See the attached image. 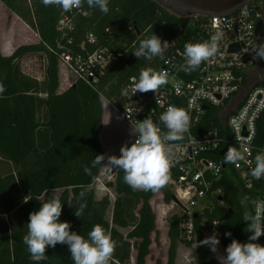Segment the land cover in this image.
Segmentation results:
<instances>
[{"label":"trees","instance_id":"obj_1","mask_svg":"<svg viewBox=\"0 0 264 264\" xmlns=\"http://www.w3.org/2000/svg\"><path fill=\"white\" fill-rule=\"evenodd\" d=\"M0 3L40 38L39 44L23 45L10 57L3 56L0 49V83L6 89L0 94V159L9 168L0 174V264H36L23 242L29 214L54 197L62 203L60 221L69 222L71 231L87 239L93 226L100 224L111 235L116 248L110 264H147L152 236L157 233L151 200L161 191L170 203L173 192L167 186L157 192L133 191L124 182L123 171L116 170L115 182L107 184L116 194L112 220L107 219L111 200L105 197L98 201L94 188L104 166H93L96 156L104 155L100 142L103 101L124 103L122 90L127 89L129 81L139 77L142 69L158 70L167 59L168 51L164 59H138L134 52L141 40L155 34L177 47L186 32L193 33V27L207 18L180 17L153 0H109L107 14L98 8L90 9L87 0L83 7L70 12L56 5L45 6L42 0ZM65 15L75 20V30L67 37L58 31ZM90 33L98 38V47L110 48L118 61L95 88L77 80L66 92L59 93L60 54L68 50L76 55L83 53L81 45ZM87 48L94 49L89 45ZM32 55L47 59L43 81L22 71L21 62ZM85 167L89 169L87 174ZM219 185L225 191L227 207L216 203L212 209L193 216L191 235L182 229L188 214L171 218L167 264H176L179 244L196 247L197 264H219L209 247L198 246L206 234H218L224 254L232 239L248 242L251 233L246 231L248 222L243 220L248 208L241 204L248 193L242 190L234 171L226 173ZM82 203L86 208L77 218L74 212ZM121 229L129 231L123 235ZM226 232L232 235L225 236ZM255 242L264 245V235ZM46 255L47 259L38 264H74L67 245L48 247Z\"/></svg>","mask_w":264,"mask_h":264},{"label":"built area","instance_id":"obj_2","mask_svg":"<svg viewBox=\"0 0 264 264\" xmlns=\"http://www.w3.org/2000/svg\"><path fill=\"white\" fill-rule=\"evenodd\" d=\"M206 18L207 21L193 27V33L186 32L177 47L169 46L167 59L156 70L168 73L165 86L155 93L133 94L139 79L133 77L127 86L124 103L122 100L112 102L119 111L117 120L134 128L137 121L150 116L161 135L167 133V128L160 117L169 105L189 112V131L184 133L182 140L169 142L173 145L175 159L166 186L173 191L174 204L196 208L197 204L206 201L198 209L200 214L212 209L216 203L227 207L225 191L219 182L226 173L234 171L242 190L248 193V213L254 214L252 202L264 200V180H255L250 172L255 166V155L264 150V73H255L262 58H257L253 51L259 45L263 13L254 1L231 14ZM74 21L71 16L62 17L58 31L63 37L74 32ZM218 31L223 36L217 56L202 63L196 71H185V43L209 40ZM69 43H73L72 38ZM98 44V38L90 33L81 45L83 53L76 55L68 50L60 54L62 65L68 67L75 82L81 80L95 88L118 61L114 51L108 47L99 48ZM88 45L94 49L89 51ZM229 146L243 152L245 160L226 164L224 154ZM186 214L189 218L182 224H188L186 232L191 235L192 218L199 214L190 211Z\"/></svg>","mask_w":264,"mask_h":264},{"label":"clouds","instance_id":"obj_3","mask_svg":"<svg viewBox=\"0 0 264 264\" xmlns=\"http://www.w3.org/2000/svg\"><path fill=\"white\" fill-rule=\"evenodd\" d=\"M45 6L56 5L64 12H70L74 8L83 7L84 0H42ZM109 0H87L90 9L98 8L102 13L109 12ZM223 33L216 32L209 40L199 43H185L184 70L196 71L204 62L213 60L219 50V41ZM170 43L153 34L149 38L139 42L138 49L134 52L139 59L141 57L148 61L153 58L164 59ZM257 58H264V44L253 48ZM168 83L166 71H156L153 68L142 69L139 79L135 83L134 93H155ZM6 91L0 83V94ZM122 95H128V89L122 90ZM2 98V96H0ZM130 119V118H129ZM161 122L167 128V133L161 135L159 127L154 124L150 116L142 121H137L132 133L135 140L129 146L125 143L120 148V155L103 154L97 155L93 166L101 164L106 173L111 174L114 170H122L124 182L133 191L157 192L167 185L170 180V169L173 166L175 154L173 145L169 142L180 141L184 133L189 131L191 117L189 112L183 108L169 105L160 117ZM226 164H237L245 160L243 152L229 146L224 154ZM106 160V163H105ZM255 166L251 167V176L255 180H264V150L258 152L254 157ZM85 173L89 169L85 167ZM223 194V193H222ZM85 192L80 193L83 198ZM249 198L243 197L241 204H246ZM27 201V200H26ZM223 203V201H221ZM254 214L245 213L243 220L248 222L246 231L250 232L248 242L242 243L232 239L225 248V254L217 257L219 264H264V245L256 243L264 235V200L253 201ZM86 204L82 203L75 210L74 215L81 218ZM62 214V203L59 198H52L44 202L38 211L29 214L27 233L23 242L27 246L30 259L36 264L47 259L46 249L55 248L57 244L67 245L74 264H110L114 255L116 242L111 235L105 231L102 225L96 224L88 233V238L71 231V225L67 221H60ZM218 223H214L216 225ZM232 234L226 232L225 236ZM220 240L217 233L200 241L198 246H207L216 253Z\"/></svg>","mask_w":264,"mask_h":264},{"label":"rangeland","instance_id":"obj_4","mask_svg":"<svg viewBox=\"0 0 264 264\" xmlns=\"http://www.w3.org/2000/svg\"><path fill=\"white\" fill-rule=\"evenodd\" d=\"M13 15V14H12ZM11 15L5 10V8L0 3V40L4 41L5 37L9 34L11 35L12 42L14 46H23L31 45L37 42L36 36L34 33L27 28L23 22L15 18H11ZM20 21V22H19ZM60 68L62 75L66 77V73H69L71 76V82L75 80V77L71 74L66 65H62L61 60L59 59ZM22 71L28 75L38 79H43L46 68H47V59L44 56H28L25 61L21 64ZM255 73H264V58H262V63ZM104 110H105V122L104 129L101 134V140L105 148L107 149L108 156L117 154L118 150L125 144L128 143L131 139L134 138L132 133L133 127L128 126L123 121L115 119L119 115L117 107L113 102L104 101ZM132 141V140H131ZM112 148V152L109 151V148ZM1 170V169H0ZM115 170L108 174L103 168L94 188L96 191V199L98 201L102 200L105 197H109L112 203V206L109 208L107 213V219L111 222L112 213H113V203L116 199V194L114 189L110 188L107 184L110 182H115ZM2 174V171H0ZM169 188V187H168ZM171 192V188H169ZM257 197H254L256 200ZM152 207L157 217V233H154L153 245L151 249V254L147 259V264H167L168 262V252L170 247L169 239V228L170 220L175 215H184L187 212L194 214H200L202 206L206 204V201L200 202L195 207H185L181 205L174 204L173 201L168 203L166 202L164 192H157L155 197L151 200ZM188 224H182V229L184 234H187ZM129 230L121 229L120 232L123 235H126ZM207 237L209 235L207 234ZM220 247V248H219ZM218 251L215 253L216 257L223 255V248L219 244ZM176 264H197V251L196 247L187 248L183 244H179L177 252Z\"/></svg>","mask_w":264,"mask_h":264},{"label":"water","instance_id":"obj_5","mask_svg":"<svg viewBox=\"0 0 264 264\" xmlns=\"http://www.w3.org/2000/svg\"><path fill=\"white\" fill-rule=\"evenodd\" d=\"M180 17L231 14L256 0H153ZM116 172V170H115ZM222 200V199H220Z\"/></svg>","mask_w":264,"mask_h":264},{"label":"crops","instance_id":"obj_6","mask_svg":"<svg viewBox=\"0 0 264 264\" xmlns=\"http://www.w3.org/2000/svg\"><path fill=\"white\" fill-rule=\"evenodd\" d=\"M2 4V3H1ZM2 6L5 8V10L11 15V18H17L18 19V17L16 16V15H14L13 13H11L3 4H2ZM13 14V15H12ZM11 18H10V20H11ZM20 20V19H19ZM21 22H22V20H20ZM19 21V22H20ZM23 24L27 27V28H29L24 22H23ZM30 29V28H29ZM31 30V29H30ZM32 31V30H31ZM33 33H34V35L36 36V39H37V42L35 43V44H39L40 43V38H39V36L34 32V31H32ZM31 45H33V44H31ZM19 47H21V46H14V44H13V42H12V39H11V35L9 34L8 36H6L5 37V39H4V41H1L0 40V49H1V52H2V55L3 56H5V57H10V56H12L14 53H15V51L19 48ZM39 57V56H38ZM25 61V59L21 62V64L23 63ZM62 68V67H61ZM61 68H60V88H59V93H64V92H66L74 83H75V80H73L72 82H71V75L69 74V73H66V77L64 76V75H62V72H61ZM30 77H32V76H30ZM44 77H45V75H44ZM44 77H43V79H38V78H35V77H33V78H35V79H37V80H39V81H43L44 80ZM105 101V100H104ZM104 101H103V106H104ZM115 119H117V116H116V118ZM104 122H105V110H104V113H103V120H102V130H101V132H100V142H101V144H102V147H103V150H104V156L105 157H107L108 156V153H107V149L105 148V146L103 145V143H102V140H101V134H102V131H103V129H104ZM132 129V128H131ZM135 136V135H134ZM131 140H133V139H131ZM131 140L128 142V144L130 145V143H131ZM109 151H113L112 150V148L110 147L109 148ZM116 156H119L120 155V149L118 150V152H117V154H115ZM105 163H106V160H105ZM104 168V167H103ZM0 171H6V170H8L9 168H8V166H7V164L4 162V161H2L1 159H0ZM5 219H7V217L5 216ZM207 235V234H206ZM218 247H219V245H218ZM220 248V247H219ZM223 255H224V250H223Z\"/></svg>","mask_w":264,"mask_h":264},{"label":"flooded vegetation","instance_id":"obj_7","mask_svg":"<svg viewBox=\"0 0 264 264\" xmlns=\"http://www.w3.org/2000/svg\"><path fill=\"white\" fill-rule=\"evenodd\" d=\"M256 3L260 6L264 18V0H256ZM258 43L259 45L264 44V25H263V29L260 30L258 33Z\"/></svg>","mask_w":264,"mask_h":264}]
</instances>
